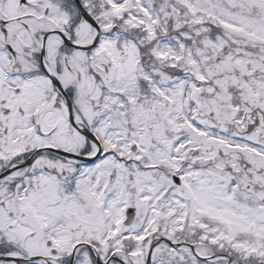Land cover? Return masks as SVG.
<instances>
[{
    "label": "snow or ice",
    "instance_id": "6c2138e0",
    "mask_svg": "<svg viewBox=\"0 0 264 264\" xmlns=\"http://www.w3.org/2000/svg\"><path fill=\"white\" fill-rule=\"evenodd\" d=\"M0 264H264V0H0Z\"/></svg>",
    "mask_w": 264,
    "mask_h": 264
}]
</instances>
